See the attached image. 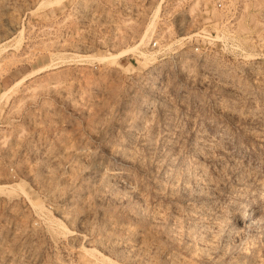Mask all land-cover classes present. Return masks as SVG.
<instances>
[{"label": "rangeland", "instance_id": "374dc122", "mask_svg": "<svg viewBox=\"0 0 264 264\" xmlns=\"http://www.w3.org/2000/svg\"><path fill=\"white\" fill-rule=\"evenodd\" d=\"M0 264H264V0H0Z\"/></svg>", "mask_w": 264, "mask_h": 264}, {"label": "bare ground", "instance_id": "6f19581e", "mask_svg": "<svg viewBox=\"0 0 264 264\" xmlns=\"http://www.w3.org/2000/svg\"><path fill=\"white\" fill-rule=\"evenodd\" d=\"M153 26H155V23L152 21V23H150V25H148V29H147V31H146V34H144V39H145V37L147 36V34H148V31L149 30H151V28L153 27ZM153 30V29H152ZM143 39V40H144ZM149 41V40H148ZM145 43V42H144ZM140 45V44H139ZM135 47H137V46H135ZM107 58H109L108 57V55H104V56H102V59L103 60H107ZM64 59V58H63ZM47 66H49V64H45L44 66H41V67H39V68H37V69H34V70H32V71H30V72H28L27 74H25V75H23V77H21L20 79H18L11 87H10V89H8L7 90V92H10V91H12V90H14L15 88H16V86H18L19 84H21L23 81H25L27 78H29L30 76H33L35 73H39V72H41V71H43Z\"/></svg>", "mask_w": 264, "mask_h": 264}, {"label": "built area", "instance_id": "2783aa9c", "mask_svg": "<svg viewBox=\"0 0 264 264\" xmlns=\"http://www.w3.org/2000/svg\"><path fill=\"white\" fill-rule=\"evenodd\" d=\"M222 5H223V3L220 2L219 6H222ZM153 44H154V46H157L158 45V41H154ZM195 51H196V53H198L200 55H203L205 53V43L202 44V45H197L195 47Z\"/></svg>", "mask_w": 264, "mask_h": 264}]
</instances>
